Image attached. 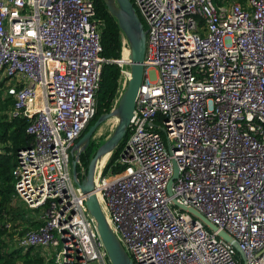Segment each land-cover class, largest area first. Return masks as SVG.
<instances>
[{"label":"built area","instance_id":"2783aa9c","mask_svg":"<svg viewBox=\"0 0 264 264\" xmlns=\"http://www.w3.org/2000/svg\"><path fill=\"white\" fill-rule=\"evenodd\" d=\"M132 1L147 30L145 74L115 161L124 167L104 172L110 152L94 173L110 226L134 264H243L175 197L228 230L247 264H264V0ZM102 27L93 0H0L3 96L33 137L17 151L14 198L39 209L40 221L17 244L38 247L45 264H113L76 180L88 168L75 145L108 60ZM130 54L123 32L116 101Z\"/></svg>","mask_w":264,"mask_h":264},{"label":"trees","instance_id":"16d2710c","mask_svg":"<svg viewBox=\"0 0 264 264\" xmlns=\"http://www.w3.org/2000/svg\"><path fill=\"white\" fill-rule=\"evenodd\" d=\"M96 17L103 21L101 40L103 55L108 59L104 62L100 86L97 92V108L84 132L103 113L110 111L119 94V78L121 65L117 59L122 55L123 29L118 17L108 7L107 0H93ZM218 3L232 0H215ZM245 1V0H240ZM140 15V14H139ZM141 16V15H140ZM142 20L143 17L141 16ZM4 81H0V249L6 245L5 235L14 233L22 234L29 228L39 224V219L32 220L28 226L18 229L20 218L25 214L19 207L13 204L15 193V176L13 169L17 163V151L22 146L31 143L33 137L27 132L28 119L22 115H10L9 109L12 104L11 97L3 96ZM83 132V133H84ZM82 133V134H83ZM130 137V129L114 148L109 157L104 172L120 170L124 167L120 162L116 163L117 157L124 152ZM96 142L91 138L84 152L81 154L82 162L88 168L91 158L96 153ZM10 223V226L8 225ZM11 228V229H10ZM21 260V264H45V257L38 247H29L23 251L22 247L12 251H0V264H13Z\"/></svg>","mask_w":264,"mask_h":264},{"label":"water","instance_id":"95a60500","mask_svg":"<svg viewBox=\"0 0 264 264\" xmlns=\"http://www.w3.org/2000/svg\"><path fill=\"white\" fill-rule=\"evenodd\" d=\"M107 4L109 10L118 17L121 28L130 40V57L132 60L130 65L132 76L128 80L127 86L120 96L117 109L101 114L77 140L75 145L76 147H87L101 123L114 112H118L120 114L119 123L115 131L98 147L95 155L91 158L86 177L81 180L76 178V180L82 187V190L87 194L86 203L92 214L97 219L98 228L113 264H134L133 259L124 248L106 218L98 194L95 191L94 173L98 159L105 153L112 152L128 131L130 121L136 107L137 95L145 74L147 30L132 0H107ZM73 170L74 172L77 170L76 159H73ZM178 175L179 166L174 159V172L168 183V190L170 193L173 192L172 184ZM173 199L175 203L180 205L182 208L188 209L197 216L201 217L209 227L218 230V234L232 243L242 255L244 260L243 264H247L245 252L239 241L228 230L220 229L216 223L211 221L199 209L181 204L175 197Z\"/></svg>","mask_w":264,"mask_h":264},{"label":"rangeland","instance_id":"374dc122","mask_svg":"<svg viewBox=\"0 0 264 264\" xmlns=\"http://www.w3.org/2000/svg\"><path fill=\"white\" fill-rule=\"evenodd\" d=\"M129 52V49L126 47L124 50V54H127ZM2 72H0V81H4L5 79L2 78ZM9 82L17 81L15 77H8ZM7 82H4V84ZM4 92V89H3ZM119 99L115 102L113 108L111 110L117 109L119 104ZM119 115V116H118ZM120 119V114L118 112H114L111 116H109L106 120H104L101 125L97 128V130L94 133V136L92 137L96 142V148L98 147L115 131ZM86 147H83L82 152H84ZM97 151V150H96ZM113 152V151H112ZM109 154V153H108ZM103 157V156H102ZM101 158V157H100ZM100 163V161H99ZM13 204L20 208L22 212H24L25 216L24 218H20L19 221V227L18 229L22 228V225L28 226L32 223V220L34 221L35 217H37L39 209L36 208H30L27 206L20 198L15 197L13 200ZM11 229V228H10ZM18 233H14V236L12 234L5 235V241L6 245L3 247V249H0V251L9 252L12 251L15 248H18L17 244V236ZM23 251L27 250L22 248ZM10 264V263H8ZM13 264H21V260L18 259L16 263Z\"/></svg>","mask_w":264,"mask_h":264},{"label":"bare ground","instance_id":"6f19581e","mask_svg":"<svg viewBox=\"0 0 264 264\" xmlns=\"http://www.w3.org/2000/svg\"><path fill=\"white\" fill-rule=\"evenodd\" d=\"M128 56H129V52L127 53V54H124V57L125 58H128ZM119 116V115H118ZM108 153H110V152H107V153H105L104 155H103V157H101L100 159H99V161H100V163H102V162H105L106 161V159L108 158V156H109V154Z\"/></svg>","mask_w":264,"mask_h":264}]
</instances>
